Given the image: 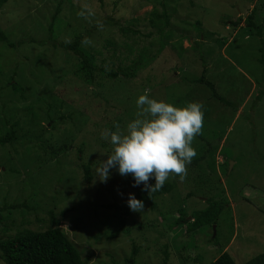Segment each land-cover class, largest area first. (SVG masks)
<instances>
[{
  "label": "rangeland",
  "instance_id": "obj_1",
  "mask_svg": "<svg viewBox=\"0 0 264 264\" xmlns=\"http://www.w3.org/2000/svg\"><path fill=\"white\" fill-rule=\"evenodd\" d=\"M85 1L8 0L0 5V31L6 33L9 44L17 45L9 47L0 44V121L14 123L20 120L18 136L29 129L36 131L33 135L38 134L37 131L44 127L46 132L43 139L47 144L54 138V141L61 139L67 143L71 140L73 146L66 153L67 158L60 155L57 160L46 162L44 167H41L42 157L37 161L43 153L34 143L27 144L21 140L20 144L1 147L0 207L24 203L26 197L33 193L37 194L40 203L50 205L57 196L61 201L55 212H70L60 219V228L87 264H162L160 245L165 244L169 245L167 264H210L223 252L230 255L236 264H245L263 254L264 0H89L87 6L94 15L87 19L78 15L87 3L84 4ZM230 4L248 8L245 16L256 8L262 28L259 37L241 32L242 26L224 30L219 25L229 22L222 15L230 12L229 16H234L233 13L237 12L236 8L234 11L229 7ZM163 10L169 14L170 25L160 35H170V38L172 35V40L168 38V41V36L160 39L163 51L154 58L157 68L152 72L154 82L150 85V91L155 98L166 102L181 99L185 103L199 102L202 109L208 111L203 112L201 128L205 130L206 137H198L200 134L195 136L192 147L198 153L203 148L211 149H207V143L218 145L213 157L216 173L211 182L200 174L195 182H191L188 177L178 180L170 194L156 200L163 206L160 207L161 212H167L163 219L149 212L148 205L143 208L144 216H125L121 211L108 207L127 206L128 193L134 194L127 176L121 177L111 169L109 178L102 181L96 171L92 182L84 184L69 162L76 161V148L80 145L84 147L86 160L96 158L101 163L104 151H97L99 144H109L101 139V133L117 124L124 130L128 118L119 124L115 114L122 113V105L115 112L109 108L105 111L103 102H97L94 96H89V93H95L94 89H82L81 82L73 78L70 72L67 73L73 68L70 63L77 64L78 60L60 48V44H65L66 40L72 43L77 36H83L91 25L100 21L105 23L106 18H111L109 26L92 33L90 38L85 37L91 43L83 44V48L94 55L99 67L113 66L117 71V68L130 64L124 58L132 60L135 54L128 56L124 48L118 47L116 57L111 60L105 40L115 42L117 46L123 43L130 45L134 41L138 48L149 45L154 31L144 22L135 25H131V22L134 19L145 20L150 12L161 13ZM55 15L57 19L54 20ZM196 21L202 25L200 31L195 25ZM127 26L138 34L123 35L119 29ZM208 31L215 34V40L226 36L227 43L223 49L220 48V42L217 44L212 38L208 39ZM202 36H206V44L194 45L197 40L203 42ZM31 39L34 41L31 42ZM156 47L151 50L154 51ZM204 69H207L205 77L214 84L215 91L203 84L190 83L194 78H199ZM11 78L14 83L25 88L24 99L12 96L9 89L1 90L2 85ZM137 78L132 80L135 84ZM142 88L141 84H136V89ZM144 90L149 92L146 86ZM109 91L112 92L111 89ZM127 91L121 88L117 91L120 96L110 97H128L129 100L124 99L122 103L135 110L133 106L138 95L124 96ZM214 94L222 97L231 107L212 98ZM42 98L43 102L39 104L38 100ZM47 103L57 106L56 109L62 103L61 111L57 109L60 112L58 116H66L71 112L81 115L75 121L70 118L57 121L58 116L53 115L55 125L51 128L53 124L45 118ZM134 118L135 115L130 119ZM54 146L59 147L60 144ZM221 149L224 156L231 157L225 174L221 171V166L225 164ZM193 159L195 157L188 166L192 165ZM100 163L96 164L94 170L98 169ZM27 169L32 172L30 176H25ZM71 177L73 180L68 183ZM63 191L68 193L62 194ZM189 192L193 197L185 198ZM212 196L226 204L217 225H211L207 227L208 232L205 231L211 238L216 235L221 246L217 249L205 244L209 236H199L198 239L190 237L185 227L174 224L177 213L180 216L186 214V219L190 220L188 214L204 208L202 203ZM3 213H8L13 220L21 219L19 210L11 209ZM119 219L125 224V232H119L115 238L105 239V235L118 232ZM132 222L147 225L141 230H132ZM37 225L32 224L29 229L44 230L43 225ZM102 231L104 234L99 236ZM156 232L162 233L163 237L156 239ZM154 240H157L158 245H153ZM135 248L137 252L133 257Z\"/></svg>",
  "mask_w": 264,
  "mask_h": 264
},
{
  "label": "trees",
  "instance_id": "obj_2",
  "mask_svg": "<svg viewBox=\"0 0 264 264\" xmlns=\"http://www.w3.org/2000/svg\"><path fill=\"white\" fill-rule=\"evenodd\" d=\"M8 0H0V5H3L7 3ZM102 1V0H99ZM228 1V0H227ZM237 1V0H236ZM253 0H249L251 2ZM87 2V3H86ZM89 0H86L84 2L85 5H88ZM258 2V1H257ZM165 4V3H164ZM226 4V3H225ZM164 7V5H162ZM229 7L232 9L236 8L237 12H234V16H229V13H225L222 15L223 18L228 19V23L223 22L222 24H219L224 27V30L228 28L236 29L240 26V31L245 32L249 36L255 35L259 37V34H262V28L260 26V19L256 14V8L252 9L251 12L245 16L247 11H249L248 8L242 9V7H239L238 4H230ZM165 8V7H164ZM235 11V9H234ZM229 17V18H228ZM54 20L57 19L56 15L53 16ZM53 20V19H52ZM104 20V19H103ZM169 14L166 10H163V12L158 13L157 11H152L147 15V18L145 20L139 21L138 19H134L131 22V25L138 24L140 22H144L147 27L154 31V33H151L152 41L147 46H141L140 48L137 47V43L134 41L132 44H126L123 43L120 46H117L115 42L105 40V48L110 49L111 56L110 59L113 60L117 53L116 48L122 47L126 50L128 56L131 54H135L134 59L130 60L128 57L124 58L125 61H129L130 64L123 68H117V71H115L114 67L111 66L109 68H104L102 65L99 67L97 63V59H95L94 55L84 50L82 41L85 39V37L90 38L92 36V33H95L97 30L104 28L105 26H109V23H112L111 18L107 19L105 23L103 21L98 22L97 24H93L90 26V29L86 31V33L82 36H77L72 43H65L60 44V48H62L65 52L71 53L70 55L78 60L77 64L74 65L70 63V66H72V70H69L67 73L70 72L72 74L73 78L79 80L81 82L80 86L82 89H85L86 87L90 88L92 87L94 90L93 93H89V96H94L96 98L97 102H103V106L105 107V111L107 108H109L110 111L115 112L117 108H121L122 105V113L115 114L116 121H118L119 124L124 123L125 119L128 118V122L133 118V116H136V113L138 111L136 103L134 104L133 108L135 110H132L129 108V106L125 103H122L124 99L129 100L128 97H120L119 98H111L110 96H120V94H117V91L122 88L124 91L125 89L128 90L124 96H135L136 94L139 96L141 94H147L151 98L160 100L158 98H155L153 96V92L150 91L152 86H150L154 81L152 72L154 69H156V63L154 62V58L157 54H160L163 51V47H160V39L162 37L170 38V35H160L163 33L164 30H168L169 28ZM11 21V20H10ZM32 23V22H31ZM30 23V24H31ZM114 24V23H113ZM112 24V25H113ZM53 25V24H52ZM49 26V31L51 32V27ZM195 25L197 26V29L201 30V23L196 21ZM168 27V28H167ZM229 30V29H228ZM119 31L123 35H137L138 32L134 29H131L129 26L126 28H120ZM201 33V32H200ZM202 34H204L202 32ZM54 35L50 36L52 38ZM198 36V35H197ZM203 37V36H202ZM215 34L209 33L208 31V39H213L214 42H220V48L222 49L225 47V44L227 43V38L224 36L220 40H215ZM206 36L203 37V42L201 40H197L195 44H202L205 45ZM169 40H172V35ZM168 40V41H169ZM31 42L34 40H30ZM167 41V42H168ZM222 41V42H221ZM14 43V42H13ZM205 43V44H204ZM0 44H6L9 47L17 46L14 44H9L7 35L5 32L0 31ZM218 44V43H217ZM159 47H156V46ZM19 47V46H18ZM153 47H156L153 50H151ZM221 49V50H222ZM70 57V56H67ZM75 61V60H74ZM108 69V70H107ZM207 72V69H204L202 71V74L199 78H194L190 81L192 84H203L208 89L215 91V86L213 83L208 81L205 77ZM140 75L137 78V75ZM136 79V84H141L142 89L138 90L136 89V84L133 79ZM132 81V82H130ZM187 83V82H186ZM147 87L149 90H144V87ZM2 89L4 88L9 89L12 92V96H18L19 100L24 99V89L21 84L14 83L13 79L11 78L7 83L2 85ZM151 87V88H150ZM111 89L108 92V90ZM28 91V90H27ZM120 93V92H119ZM212 98L216 99L220 104L231 107V104L227 103L222 97L217 96L214 94ZM136 101V100H135ZM166 101V100H165ZM43 98L38 100V103H42ZM112 103V104H111ZM169 103H172L178 107H183L187 103L184 102V99L177 100V101H169ZM101 104H99L100 106ZM47 110L45 111V118L46 121L53 124L51 128L54 127L55 123L53 122V117L58 116L60 113L57 111V109H62V103L58 106H53V104H46ZM31 109V107L28 108V111ZM55 111V113H54ZM30 112V111H29ZM35 112V111H34ZM202 112L208 113L207 110L202 109ZM73 113V114H72ZM123 115V120L122 116ZM33 113H31L30 119L32 117ZM54 115V116H53ZM73 117L71 118V116ZM81 115V114H79ZM79 115H75L74 112H71L69 115H62L58 116L56 118L57 121H62L65 119H71L72 121H75ZM76 118H75V117ZM125 116V117H124ZM64 119V120H65ZM4 122V123H3ZM127 122V123H128ZM0 148L4 147L6 145H17L20 144L19 141L23 140L27 144L34 143L40 151H42V155L38 156L37 161L42 157L43 163L41 167H44L46 162L50 163L53 160H57V158L60 155H65L67 158V152L72 149L73 146H71V142L68 141H61L56 140L54 141V138L52 140L48 141V144L43 139V135L46 128H41L40 131H37L38 134L33 135L36 133V131H33L31 129L26 130L21 136H18V130L20 129V120L12 122H8L7 120L0 121ZM105 126V125H104ZM5 128V130H2ZM111 130H115L114 127L110 128ZM34 132V133H33ZM205 130L200 131V135L198 137H206L204 135ZM95 141H99L96 139ZM52 142V143H51ZM50 143V144H49ZM60 144V146L56 147L54 145ZM109 144L101 143L99 144V147L97 151L103 150L104 155L102 157V160L106 159V156L111 153V146L107 147ZM216 146H211L210 143H207V149L203 148L201 151L198 150V153H196L194 162L192 165L188 166L186 165V175L185 177H188L191 182H195L196 179H199L198 174L202 175L211 182L215 176V160L213 159L215 152L217 151ZM28 149V148H27ZM77 156L76 161L69 162L70 165L74 168V171L76 174H79L80 177H82V181L84 184H90L92 180L94 179L95 172L94 167L97 163H100V159L96 160V158H92L91 160H86V158L83 155L84 147L78 145L77 146ZM97 153V152H95ZM221 158L225 162L224 165L221 166V171L223 174L226 173L227 167H228V161L231 160V157L227 158L224 156L223 149H221ZM102 155V154H101ZM97 157V155H95ZM85 158V159H84ZM194 158V157H193ZM97 162H96V161ZM264 162V160H263ZM98 165V164H97ZM40 167V168H41ZM203 169V170H202ZM40 170V169H39ZM38 170V171H39ZM113 171H116L113 169ZM197 171V172H196ZM32 172H29V169L25 170V176L31 175ZM29 175V176H30ZM28 176V177H29ZM78 176V175H77ZM129 178V186L132 188L134 192V196L136 199L141 200L143 202V208L145 205H148L149 212L155 213V217L164 218L165 215H167V212H161V208H163L162 205H159V203L156 201L158 198L168 195L172 192L173 186L176 185L178 180L180 178L176 176L175 174H170L169 178L165 181L164 185L155 192H148L143 190V185L133 187V180L131 175L127 176ZM72 178V177H71ZM69 179V182H72V179ZM35 184L37 183L36 180ZM58 181H60V178H58ZM149 183H154L153 180H149ZM35 190V189H33ZM32 190V191H33ZM68 193L66 191H63L62 194ZM193 197L191 192L186 194L185 198H191ZM62 198V197H61ZM27 200H24V203L21 204H12V205H2L0 207V263L1 264H87L86 260H82L81 256L78 252V250L74 247L72 242L68 239L66 234L62 231L60 228V219L64 218L67 213H70L69 210H62L58 211V213L55 212L57 206H59V202L61 201L57 196L52 201V204L48 205L46 202L40 203V199L38 198L37 194L33 193L30 197H26ZM34 203V204H33ZM55 204V205H54ZM202 206L204 208L200 210L193 211L191 214H188L189 219H186L187 215L184 214L183 216L178 215V213L175 215L177 218L174 222L175 225H180L183 228L185 227V231L190 233V237H195L198 239L199 236H209V239L205 241V244L209 248L217 249L220 246V244L217 241V237L211 238L209 234H207L205 231L210 228L211 225H214L218 223V217L222 214L223 210L225 209L226 204L220 199H217L216 197H208L206 198V201L202 203ZM108 208H111L113 210H118L124 213L125 216H141L145 215L143 212V209L136 213L128 207L120 208L117 205L109 206ZM19 210L21 213H19V217H21L20 220H13L10 219L8 216V213H3L6 210ZM181 212V211H178ZM41 214V215H40ZM30 216H33V219H30ZM10 221V222H9ZM164 221V220H163ZM165 222V221H164ZM38 224L44 226V230L41 231H32L29 229L32 224ZM118 232H113L111 234L105 235V239L115 238L117 237L119 232H125V224L123 223V220L119 219L118 222ZM144 221L142 222V224ZM108 224V223H106ZM132 222L130 227L133 229L141 230L146 228V225H143ZM108 226V225H107ZM40 227V226H39ZM174 226L171 225V229H173ZM131 231V229H130ZM128 232V231H127ZM104 234V231L99 233V236H102ZM156 235V239L159 240L158 237H163L162 233H154ZM157 240L152 241L153 245H155ZM158 245V243H156ZM156 245V246H157ZM169 245L165 244L163 246L160 245V250L162 251V264H167L169 259V254L167 253ZM135 250V251H134ZM132 251V256L135 257L137 249L135 248ZM199 257V256H197ZM175 264V263H173ZM210 264H236L233 259L228 255L226 252H223L218 258L214 259ZM245 264H264V253L257 255L256 257L252 258L251 260L247 261Z\"/></svg>",
  "mask_w": 264,
  "mask_h": 264
},
{
  "label": "clouds",
  "instance_id": "obj_3",
  "mask_svg": "<svg viewBox=\"0 0 264 264\" xmlns=\"http://www.w3.org/2000/svg\"><path fill=\"white\" fill-rule=\"evenodd\" d=\"M78 15L87 19L94 12L85 5ZM90 43L88 39L82 41L85 45ZM135 103L136 116L124 130L117 124L113 126L115 130L105 129L101 133V139L111 145V153L96 171L100 179L106 181L110 170L115 169L121 177L131 175L133 187L143 185V190L155 192L170 174L184 179L186 165L196 156L192 141L202 128V105L189 102L178 107L147 94L139 95ZM150 179L154 183L150 184ZM127 205L134 212L143 209V202L132 193H128Z\"/></svg>",
  "mask_w": 264,
  "mask_h": 264
},
{
  "label": "water",
  "instance_id": "obj_4",
  "mask_svg": "<svg viewBox=\"0 0 264 264\" xmlns=\"http://www.w3.org/2000/svg\"><path fill=\"white\" fill-rule=\"evenodd\" d=\"M213 230H214V228H213Z\"/></svg>",
  "mask_w": 264,
  "mask_h": 264
}]
</instances>
